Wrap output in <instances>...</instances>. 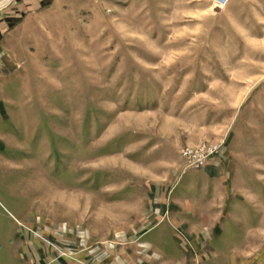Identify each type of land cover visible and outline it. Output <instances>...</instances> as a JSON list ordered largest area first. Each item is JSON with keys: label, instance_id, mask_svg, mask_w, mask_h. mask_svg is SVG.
Here are the masks:
<instances>
[{"label": "rangeland", "instance_id": "obj_1", "mask_svg": "<svg viewBox=\"0 0 264 264\" xmlns=\"http://www.w3.org/2000/svg\"><path fill=\"white\" fill-rule=\"evenodd\" d=\"M214 2L0 0V264H264V0Z\"/></svg>", "mask_w": 264, "mask_h": 264}, {"label": "crops", "instance_id": "obj_2", "mask_svg": "<svg viewBox=\"0 0 264 264\" xmlns=\"http://www.w3.org/2000/svg\"><path fill=\"white\" fill-rule=\"evenodd\" d=\"M19 257V258H18ZM43 256H37L35 259L32 256H16L15 258L21 264H29L30 261H37V263L44 260ZM55 264H74L65 257L60 259L59 256L51 257ZM134 256H82V264H132Z\"/></svg>", "mask_w": 264, "mask_h": 264}, {"label": "built area", "instance_id": "obj_3", "mask_svg": "<svg viewBox=\"0 0 264 264\" xmlns=\"http://www.w3.org/2000/svg\"><path fill=\"white\" fill-rule=\"evenodd\" d=\"M215 4L218 6H222L224 5L228 0H214ZM215 145H205V151L204 148H199L196 146L194 147H185L182 149V153L186 156L188 162L190 164L193 163V165H198V163H200L202 161V158L204 157V155L206 154L205 152L208 150L210 151L211 149H214Z\"/></svg>", "mask_w": 264, "mask_h": 264}, {"label": "bare ground", "instance_id": "obj_4", "mask_svg": "<svg viewBox=\"0 0 264 264\" xmlns=\"http://www.w3.org/2000/svg\"><path fill=\"white\" fill-rule=\"evenodd\" d=\"M228 1H229V0H228ZM228 1H227V2H228ZM227 2H226V3H227ZM226 3H225V4H226ZM225 4H224V5H225ZM222 6H223V5H222Z\"/></svg>", "mask_w": 264, "mask_h": 264}]
</instances>
